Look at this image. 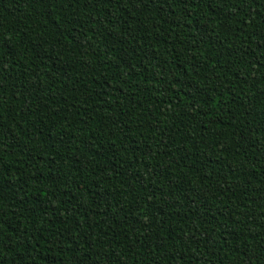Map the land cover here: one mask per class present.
<instances>
[{
	"label": "trees",
	"instance_id": "1",
	"mask_svg": "<svg viewBox=\"0 0 264 264\" xmlns=\"http://www.w3.org/2000/svg\"><path fill=\"white\" fill-rule=\"evenodd\" d=\"M0 264H264V0H0Z\"/></svg>",
	"mask_w": 264,
	"mask_h": 264
}]
</instances>
